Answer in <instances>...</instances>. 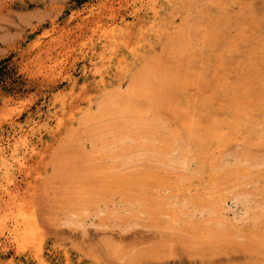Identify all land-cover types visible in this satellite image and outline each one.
<instances>
[{
	"label": "rangeland",
	"instance_id": "1",
	"mask_svg": "<svg viewBox=\"0 0 264 264\" xmlns=\"http://www.w3.org/2000/svg\"><path fill=\"white\" fill-rule=\"evenodd\" d=\"M250 1L263 17L264 0ZM185 2L179 11L168 0H0V149L9 153L20 132L28 134L33 149L24 151L17 142L23 164L12 169L9 182L0 173V264H264V250L243 252L252 244L248 233L255 226L240 203L227 204L230 235L212 244L182 232L170 236L142 226L121 232L119 224H111V230L110 225L92 224L104 222L96 218L88 219L83 230L62 224L66 207L76 201L84 204L87 189L96 185L94 179H133L163 172L150 157L128 162L142 155L148 141H122L119 120L111 110L103 111L101 96L124 93L131 77L147 74L153 61L176 60L170 58L167 42L152 33L140 36L139 27L126 43L119 39L125 25L133 29L139 22L146 26L153 22V4L162 7L166 21L172 11L176 22L180 15H189L187 27H180L184 33L189 31V39L179 43L196 49L203 35L197 26L219 9L211 4L225 6L233 0ZM227 13L234 16L236 10ZM101 77L107 83L104 92ZM54 115L60 122L58 129ZM245 132L250 141L264 145V124L247 126ZM192 169L196 172L192 179L233 171L263 172L264 146L254 151L227 145L211 164H194ZM261 185L264 182L249 190ZM118 201L113 198L94 210L103 213L101 219L105 213L124 215ZM20 212L36 218L39 235L36 242L17 248L5 233ZM38 247L43 263L34 256Z\"/></svg>",
	"mask_w": 264,
	"mask_h": 264
},
{
	"label": "bare ground",
	"instance_id": "2",
	"mask_svg": "<svg viewBox=\"0 0 264 264\" xmlns=\"http://www.w3.org/2000/svg\"><path fill=\"white\" fill-rule=\"evenodd\" d=\"M172 2L173 10L185 8V0H168V4ZM211 6L219 9L197 26L203 35L199 36L200 46L196 49L189 48L188 43L185 46L179 43L189 39V31L184 33L185 29H180L187 27L189 15H180L176 22L172 11L166 21L162 7L155 4L150 8L153 17L150 26L144 22L133 29L124 26L120 41L126 43L139 27L140 36L149 37L152 33L160 42H167L173 54L170 58L176 60L153 61L147 74L131 77L124 93H103L100 106L118 118V128L124 133L122 141H148L142 155L136 154L128 162L150 157L158 161L163 172L133 179L114 176L94 179L96 185L87 189L85 203L76 201L64 210V226L83 230L88 219L96 218L104 222L92 224L103 228L119 224L120 231L127 232L142 226L170 236L182 232L212 244L230 235L225 218L227 204L240 203L255 226L248 233L252 244L243 252H263L264 185L249 189L264 182V171H233L192 179L196 175L194 164H211L227 145L254 151L264 146L250 141L245 132L247 126L264 124V16L259 17L255 3L250 0ZM231 8L236 10L234 16L227 13ZM106 84L101 77L99 85L103 92ZM48 122L47 129L52 131ZM59 126L57 119L55 128ZM17 142L24 151L33 152L25 132L19 133L9 153L0 149V173L7 178L6 182L11 180L12 169L23 164L16 152ZM153 142H160L161 146ZM113 198L119 200L117 206L124 208V215L105 213L101 219L103 213L94 209L97 205H108ZM197 216L199 221L195 220ZM145 222L150 224L144 226ZM5 234L19 248L21 244L36 242L39 225L32 214L20 212L13 216ZM34 256L38 263L44 262L39 247Z\"/></svg>",
	"mask_w": 264,
	"mask_h": 264
}]
</instances>
